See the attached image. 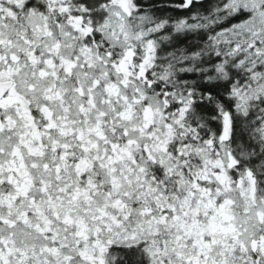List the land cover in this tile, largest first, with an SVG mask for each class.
<instances>
[{"label": "snow or ice", "instance_id": "1", "mask_svg": "<svg viewBox=\"0 0 264 264\" xmlns=\"http://www.w3.org/2000/svg\"><path fill=\"white\" fill-rule=\"evenodd\" d=\"M0 264H264V0H0Z\"/></svg>", "mask_w": 264, "mask_h": 264}]
</instances>
